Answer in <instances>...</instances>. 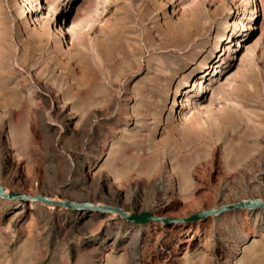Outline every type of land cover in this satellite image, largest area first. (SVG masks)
I'll return each instance as SVG.
<instances>
[{
    "label": "rangeland",
    "instance_id": "rangeland-1",
    "mask_svg": "<svg viewBox=\"0 0 264 264\" xmlns=\"http://www.w3.org/2000/svg\"><path fill=\"white\" fill-rule=\"evenodd\" d=\"M0 184V264H264V206L187 220L264 202V0H0Z\"/></svg>",
    "mask_w": 264,
    "mask_h": 264
},
{
    "label": "water",
    "instance_id": "water-1",
    "mask_svg": "<svg viewBox=\"0 0 264 264\" xmlns=\"http://www.w3.org/2000/svg\"><path fill=\"white\" fill-rule=\"evenodd\" d=\"M0 190L2 195L5 197L9 196H18L12 194H5L3 187L0 185ZM37 199L46 204H52V205H57V206H65L68 208H76L81 206V203L75 202V201H70V200H55L51 197H46V196H38ZM87 204H83L85 206ZM264 206V202L262 200H243L240 202L232 203L229 205H224L219 209H212L211 211H207L205 213H202L201 215L198 216H192L188 218V221H193L199 218H206L210 215H218L220 213H223L224 211L231 210L234 208H257V207H262ZM96 210H101V211H109V212H117L123 215L128 221L136 223V224H141V223H146L149 220L152 219V215L144 212L142 214L134 213L132 215H127L121 208H114V207H109V208H103V207H96Z\"/></svg>",
    "mask_w": 264,
    "mask_h": 264
},
{
    "label": "bare ground",
    "instance_id": "bare-ground-1",
    "mask_svg": "<svg viewBox=\"0 0 264 264\" xmlns=\"http://www.w3.org/2000/svg\"><path fill=\"white\" fill-rule=\"evenodd\" d=\"M236 24L238 25V24H240V21H236ZM175 104H177V105H180V104H182L183 105V102L181 101H179V100H177V101H175ZM1 185V184H0ZM2 187H3V189H4V192H5V194H8L7 193V190H6V188L3 186V185H1ZM12 193H14V195H18L19 197H28V196H26V195H21V194H19V193H15V192H12ZM12 193H9V194H12ZM0 195L2 196V197H4L3 195H2V193H1V190H0ZM33 195V194H32ZM6 197V196H5ZM37 197L38 196H36V195H33V196H31L30 197V202H31V204L33 205V203L34 202H37V201H39L38 199H37ZM53 198L56 200V199H59V196H58V194H54L53 195ZM253 200V199H252ZM259 200V199H258ZM111 203V202H110ZM112 203H113V201H112ZM108 204V203H107ZM107 204L104 202V201H101V202H98L97 203V206L98 207H103V208H109V207H111V206H107ZM87 206L88 207H91L92 209H94L95 207L93 206V205H91V204H87ZM114 208H116V207H114ZM149 209H150V206H149ZM152 209V208H151ZM123 210V209H122ZM212 209H210V210H206V211H204V212H201V213H198V214H196V215H194V216H198V215H201L202 213H205V212H207V211H211ZM127 215H132V214H134V212L132 213V214H128L125 210H123ZM150 211V210H149ZM165 215L164 216H162L160 219V223L161 224H164V219H165ZM141 224H143V223H141Z\"/></svg>",
    "mask_w": 264,
    "mask_h": 264
}]
</instances>
